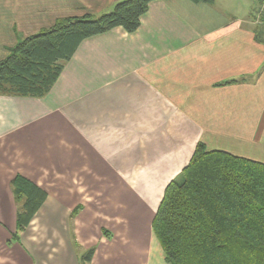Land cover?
<instances>
[{
	"label": "crops",
	"instance_id": "1",
	"mask_svg": "<svg viewBox=\"0 0 264 264\" xmlns=\"http://www.w3.org/2000/svg\"><path fill=\"white\" fill-rule=\"evenodd\" d=\"M118 1L0 0V60ZM263 30L264 0H154L136 31L82 40L44 97L0 94V264H84L92 247L90 264H170L152 220L198 142L264 161ZM18 173L48 198L10 243Z\"/></svg>",
	"mask_w": 264,
	"mask_h": 264
},
{
	"label": "trees",
	"instance_id": "2",
	"mask_svg": "<svg viewBox=\"0 0 264 264\" xmlns=\"http://www.w3.org/2000/svg\"><path fill=\"white\" fill-rule=\"evenodd\" d=\"M152 1L121 0L99 15L60 16L20 36L0 60V94L44 97L82 40L115 27L136 31ZM257 39L264 43V35ZM11 188L17 214L10 243L20 239L48 198L46 189L21 173ZM82 207L74 208L72 219ZM152 231L170 264H264V161L199 141L190 162L166 186ZM103 234L110 236L106 229ZM94 251L83 254L84 264Z\"/></svg>",
	"mask_w": 264,
	"mask_h": 264
},
{
	"label": "rangeland",
	"instance_id": "3",
	"mask_svg": "<svg viewBox=\"0 0 264 264\" xmlns=\"http://www.w3.org/2000/svg\"><path fill=\"white\" fill-rule=\"evenodd\" d=\"M79 205V204H78ZM74 210V209H73ZM71 215H72V213H70V218H71Z\"/></svg>",
	"mask_w": 264,
	"mask_h": 264
}]
</instances>
